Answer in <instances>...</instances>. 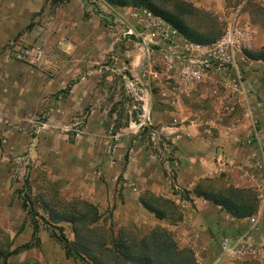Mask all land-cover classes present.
Here are the masks:
<instances>
[{
	"label": "rangeland",
	"instance_id": "rangeland-1",
	"mask_svg": "<svg viewBox=\"0 0 264 264\" xmlns=\"http://www.w3.org/2000/svg\"><path fill=\"white\" fill-rule=\"evenodd\" d=\"M184 2L187 3L184 0H67L53 4L50 0H0V264L88 263L66 258L58 240L64 237L71 243L72 226L53 223L45 208L64 211L65 206L77 203L89 189L104 182L107 169L113 171V162L119 161L125 170L130 163L131 146L139 137L154 155H160L161 150L171 153L176 150L171 143L168 147L156 144L148 138L149 129L141 125L142 115H146L142 110L145 99L136 95L135 89L143 85L133 84L128 58L132 49L121 34L120 25L124 22L137 29L138 24L129 17L135 10H147L171 24L156 14V9L188 25L196 40L212 43L231 23L190 3L184 6L181 4ZM261 15L264 23V14ZM17 41L27 47H40L45 54L42 65L34 67L17 61L10 51ZM253 46L248 51L261 55L264 62V49L254 51ZM248 71L262 73L259 90L264 95V66L249 65ZM66 75L72 78L61 86ZM89 76L93 87L87 103L91 105L84 108L78 105V110L74 106L73 112H66V104H59V100L66 99L73 86ZM97 84L103 88L104 135L109 137V143L103 145L81 142L79 138L85 136L90 107L97 103ZM257 91L254 89V94ZM78 102L80 97L75 103ZM263 127L259 124L264 143ZM118 133L120 147L113 140ZM115 150L120 151V156L115 155L114 159ZM175 161L171 155L161 162L168 181L167 192L163 196L147 192L143 197L152 207L163 211L164 218H157L136 202L131 203L128 211L121 207L117 217L115 198L107 200L104 207L89 201L96 207L99 218L89 228L97 229V236L104 237L106 244L120 229L130 230L139 237L165 230L177 250L189 252L193 264H200L196 256L200 247H206L200 254L203 263L264 264L250 259L227 260L218 251L222 237L237 238L248 230L246 219L260 208L256 194L248 187H234L225 178L202 179L199 183L202 191L240 203L245 217L235 218L223 207L206 208L203 213L193 201L199 198L195 191L174 186ZM116 177L112 175L110 180L123 182L122 176ZM122 189L118 191L116 187L114 195L124 199L127 194H122ZM24 198L30 200L28 207L32 210L22 209ZM34 222L39 223V246L4 262L3 255L30 241ZM212 222L217 229L210 226ZM192 224L193 227H188ZM199 228L207 237L204 242Z\"/></svg>",
	"mask_w": 264,
	"mask_h": 264
},
{
	"label": "crops",
	"instance_id": "crops-1",
	"mask_svg": "<svg viewBox=\"0 0 264 264\" xmlns=\"http://www.w3.org/2000/svg\"><path fill=\"white\" fill-rule=\"evenodd\" d=\"M184 1L219 19H227L231 23L237 22L240 25L249 26L255 33L252 43L254 51L264 49V23L260 20L261 14H264V0ZM135 53L129 54L130 65L132 64V67H129V72L131 77L140 79V61L137 55L134 56ZM250 61H252L251 66L258 68L264 66L262 60ZM261 74L248 70L245 73L251 92L250 101L254 105L260 100H258L259 94L262 93L259 90L263 84ZM71 78L69 75L64 76L61 86H64ZM96 86L97 103L90 107L91 112L85 123V136H79V138L81 142L103 145L109 143V137L104 135L106 107L103 100V88L99 87V84ZM91 87H93L92 77H84L81 84L73 86L66 99L59 100V104H66L68 113L73 112L74 106L77 110L79 109L78 105L81 108L90 106L91 103L87 102L92 94ZM254 89H258L256 94L253 92ZM135 91L136 95H143L145 99L142 108L148 111V121L144 122L149 129L148 138L154 140L156 144L166 147L171 143L176 146V150L173 153L161 150L160 155H154L146 149L139 137L129 151L130 163L128 167L123 170L119 161L113 162V171L107 169L104 182L96 185L94 189H89L79 201H90L104 207L107 200L115 198L118 207L117 217L121 207H126L128 211L131 203L136 202L138 206L143 207L140 200L147 192L157 196H163L167 192L168 181L163 173L164 166L161 162L167 161L171 155L176 160L177 167L174 186L180 190L196 191L198 187H201L199 184L201 180L205 178L213 181L225 178L234 187H248L254 193L252 185L256 182L250 179L251 174L249 175L247 170L249 149L243 145L245 137L249 134V129L242 118V108L234 106L231 112L225 114L220 110V102L223 99L221 93L215 95L210 87H201L187 92L180 88L177 79L167 84L156 83L152 86L144 84L143 90L136 88ZM79 97L80 102L75 103ZM258 103L260 106L256 109V118L259 124L264 125V101L260 100ZM113 140L117 141L116 146L120 147L119 133L113 137ZM113 152L114 159L115 155L120 156V151ZM220 155H223L228 163L225 168L216 166L215 160ZM109 174L114 175V178L117 176V179L122 176L123 182L117 184L110 180L112 175ZM116 187H118V191L123 188L121 192L127 194V197L124 198L126 201L114 195ZM123 201L124 204L121 206ZM193 201L198 204L203 213L206 208H221V206H214L203 198H195ZM193 224L187 226L193 227ZM210 226L217 229L215 222L210 223ZM199 229L201 240L204 242L207 237L204 235L203 229ZM254 236V240L258 244L264 245V221ZM205 249L206 247H200V251ZM201 264H207V262L203 263L202 260Z\"/></svg>",
	"mask_w": 264,
	"mask_h": 264
},
{
	"label": "built area",
	"instance_id": "built-area-1",
	"mask_svg": "<svg viewBox=\"0 0 264 264\" xmlns=\"http://www.w3.org/2000/svg\"><path fill=\"white\" fill-rule=\"evenodd\" d=\"M129 17L138 24L137 29L124 22L120 27L123 29L121 34L132 49L130 53L136 52L134 56L137 55L140 61V79L133 77V84L152 86L177 79L180 88L187 92L210 87L215 95L221 93L220 110L225 114L231 112L234 106L242 108V118L249 129L243 141L249 149L247 170L251 174L250 179L256 182L252 190L260 208L246 219L248 230L245 233L237 238L224 236L220 239L218 251L227 260L264 261V245L258 244L253 237L264 221V143L256 118V109L260 104L259 101L256 105L251 103V92L245 77L252 62L246 51L251 48L255 33L249 26L233 22L216 41L200 43L189 40L167 21L147 10L132 11ZM10 51L17 61L34 67L41 66L45 57L40 47H27L20 41L13 43ZM139 89L143 90V87ZM142 110L146 112L142 115L143 126L148 121V111ZM215 163L220 168L228 166L223 155L217 157ZM202 252H196L200 264Z\"/></svg>",
	"mask_w": 264,
	"mask_h": 264
},
{
	"label": "trees",
	"instance_id": "trees-1",
	"mask_svg": "<svg viewBox=\"0 0 264 264\" xmlns=\"http://www.w3.org/2000/svg\"><path fill=\"white\" fill-rule=\"evenodd\" d=\"M53 4L67 2V0H50ZM178 1V0H176ZM188 6L187 3H181ZM156 14L163 16L173 27L182 33L189 40H196L195 32L188 25L179 22L178 19L166 12L154 9ZM246 56L250 60H262L261 55L246 51ZM259 100V98H258ZM260 101V100H259ZM195 194L199 198L208 200L214 206H221L235 218L245 217L244 211L239 207L240 203L234 200L213 193H206L198 187ZM142 206L147 211L153 213L157 218H164L163 211L152 207L143 198L140 200ZM30 200L24 198L22 209L30 211L28 207ZM49 219L55 224L68 223L72 226L74 240L68 243L64 237H60L58 242L64 248L66 258H74L86 264H193L189 252L179 251L168 237L165 230L159 229L152 231L147 236L139 237L130 230L120 229L117 233L110 236V242L106 244L104 237H98L95 228H89L95 224L99 218L96 207L84 201L65 206L64 211H54L45 208ZM91 215V217H89ZM39 223L34 222L32 225V235L28 243L23 244L13 251L3 255V261L8 258L17 256L20 253L29 251L38 247L40 239L38 237ZM56 239V237H55ZM1 254H3L1 252Z\"/></svg>",
	"mask_w": 264,
	"mask_h": 264
},
{
	"label": "water",
	"instance_id": "water-1",
	"mask_svg": "<svg viewBox=\"0 0 264 264\" xmlns=\"http://www.w3.org/2000/svg\"><path fill=\"white\" fill-rule=\"evenodd\" d=\"M259 99L263 102L264 101V95L262 93L259 94Z\"/></svg>",
	"mask_w": 264,
	"mask_h": 264
}]
</instances>
